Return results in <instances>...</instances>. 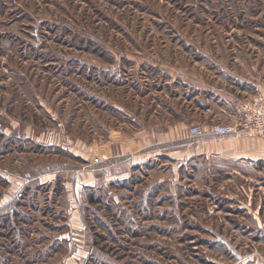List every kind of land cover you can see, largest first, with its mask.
Wrapping results in <instances>:
<instances>
[{"label": "rangeland", "instance_id": "1", "mask_svg": "<svg viewBox=\"0 0 264 264\" xmlns=\"http://www.w3.org/2000/svg\"><path fill=\"white\" fill-rule=\"evenodd\" d=\"M258 97L264 0H0V264H264V155L193 149Z\"/></svg>", "mask_w": 264, "mask_h": 264}, {"label": "crops", "instance_id": "2", "mask_svg": "<svg viewBox=\"0 0 264 264\" xmlns=\"http://www.w3.org/2000/svg\"><path fill=\"white\" fill-rule=\"evenodd\" d=\"M193 149L198 154L206 153L225 159L254 161L264 155V137L243 134L203 137L194 143Z\"/></svg>", "mask_w": 264, "mask_h": 264}, {"label": "built area", "instance_id": "3", "mask_svg": "<svg viewBox=\"0 0 264 264\" xmlns=\"http://www.w3.org/2000/svg\"><path fill=\"white\" fill-rule=\"evenodd\" d=\"M235 119L229 123H215L209 133L215 136H226L237 133L260 135L264 133V100L258 97L255 101H240L235 99ZM192 135L199 137L204 130L197 126L193 127Z\"/></svg>", "mask_w": 264, "mask_h": 264}]
</instances>
